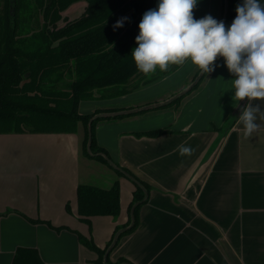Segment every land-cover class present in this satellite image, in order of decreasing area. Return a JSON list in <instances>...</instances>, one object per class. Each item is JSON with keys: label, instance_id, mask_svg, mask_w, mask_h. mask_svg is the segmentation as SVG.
<instances>
[{"label": "crops", "instance_id": "crops-1", "mask_svg": "<svg viewBox=\"0 0 264 264\" xmlns=\"http://www.w3.org/2000/svg\"><path fill=\"white\" fill-rule=\"evenodd\" d=\"M222 5L223 0H198L194 18L211 15L222 21ZM84 7L76 3L68 11ZM195 70L186 62L126 95L82 101L79 113L164 103ZM234 78L218 58L215 70L178 109L99 122L97 143L115 167L82 155L81 126L76 133H0V264H12L19 248L36 250L44 264H95L97 253L79 235L104 250L116 228L131 218L136 185L116 174L118 166L150 191L138 227L110 251L111 264H124L121 259L125 264H264V119L258 115L259 132L245 137L238 118L248 101H233L228 89ZM253 103L264 109V101ZM157 129L169 132L156 138L136 135ZM181 144L194 152L182 156ZM116 181L119 216L84 222L78 186L107 189Z\"/></svg>", "mask_w": 264, "mask_h": 264}, {"label": "trees", "instance_id": "trees-1", "mask_svg": "<svg viewBox=\"0 0 264 264\" xmlns=\"http://www.w3.org/2000/svg\"><path fill=\"white\" fill-rule=\"evenodd\" d=\"M24 1L3 0L0 7V133H76L81 126L84 131L82 155L108 165L109 154L96 139L99 122L173 107L178 109L182 100L196 91L208 75L205 74L186 95L161 107L112 118L96 116L123 109H97L92 114H80L82 101L126 95L173 73L180 66L173 65L167 72L157 68L155 73L145 75L137 70L131 56L138 46L135 41L139 35L138 25L143 14L154 9V0H36L44 24L30 35H25L20 24ZM80 2L85 7L79 17L69 19L64 16L72 5ZM236 4L237 0H223L222 18L226 12V27L235 18ZM121 19L123 26L114 28ZM199 73L198 70L196 76ZM66 76L70 81L60 86ZM168 132V129H157L136 135L156 138ZM115 171L118 176L131 178L136 185L131 218L127 224L116 228L112 241L104 250L92 239L79 235L82 244L97 253L95 264H111L109 255L105 258L108 248L116 234L128 228L132 221L133 226L119 235L117 243L138 227L139 211L150 191V186L129 170L118 166ZM77 201L78 215L86 223L94 216L117 218L120 184L116 181L107 189L80 184ZM126 262L124 259L119 261ZM12 264L44 263L36 250L19 248Z\"/></svg>", "mask_w": 264, "mask_h": 264}, {"label": "clouds", "instance_id": "clouds-1", "mask_svg": "<svg viewBox=\"0 0 264 264\" xmlns=\"http://www.w3.org/2000/svg\"><path fill=\"white\" fill-rule=\"evenodd\" d=\"M198 0H159L155 9L143 14L138 25V45L131 56L136 68L148 75L167 72L173 65L190 62L201 75L215 70L218 58H223L229 73L235 77L228 90L234 92V102L247 99L239 120L245 137L260 130L258 115L264 119V109L255 101H264V4L260 0H242L236 7V17L230 26L211 15L194 18ZM118 20L114 28L123 26ZM183 155L194 149L178 146Z\"/></svg>", "mask_w": 264, "mask_h": 264}, {"label": "rangeland", "instance_id": "rangeland-1", "mask_svg": "<svg viewBox=\"0 0 264 264\" xmlns=\"http://www.w3.org/2000/svg\"><path fill=\"white\" fill-rule=\"evenodd\" d=\"M24 2H25V9H23L22 12H21L20 24H21V26L23 28V31L26 32L25 35H30V34L36 32V31H38V30H40L42 28V26L44 24V19H43L42 10L39 9L36 0H25ZM3 4H4L3 0H0V7H2ZM77 4H83V3H77ZM83 11L84 10H82L81 12H76L75 10L74 11H68L67 10L64 13V16H68L69 19H74L76 17H79L82 14ZM198 70H195L194 73L190 76V78H185L184 80L181 78L180 84H179L180 85L179 88L177 89L176 88L177 86L175 85L176 87L174 89L176 91L173 92L171 97L174 94H175L174 95V97H175L177 94L180 93L179 91L186 90L187 88H189L191 86V84H193V82L195 81L196 77L198 76V75L196 76V72ZM68 77L69 76H66L65 80L63 81V83L60 84V86H63L62 84H66L67 82L70 81V79ZM174 80H178V79L174 78ZM200 87L198 89H200ZM168 98L166 97L164 100H166ZM96 100L100 101V100H104V99H96ZM94 163L99 165L98 161H95Z\"/></svg>", "mask_w": 264, "mask_h": 264}, {"label": "water", "instance_id": "water-1", "mask_svg": "<svg viewBox=\"0 0 264 264\" xmlns=\"http://www.w3.org/2000/svg\"><path fill=\"white\" fill-rule=\"evenodd\" d=\"M227 11V10H226ZM222 21L226 24V12L222 18ZM205 75V74H204ZM204 75H201V73L198 74V76L196 77L195 81L193 82V84H191V86L189 88H187L186 90H183L182 92H180L179 94H177L175 97L171 98L170 100L164 102V103H159V104H152V105H148L146 107H143V108H139V109H133V110H127V111H119V112H112V113H102V114H99L97 115L96 117H101V118H112V117H116V116H119V115H126V114H133V113H137V112H140V111H143V110H150V109H153V108H157V107H161V106H164V105H167V104H170L172 103L173 101H175L176 99H178L179 97H182L184 95H186L188 92H190L194 86H196L200 80L203 78ZM90 147H91V140H89V144H88V151L90 152ZM106 160L109 162V164L112 166V167H115L113 163H111V161L106 158ZM134 224V221H132L131 225L126 228V229H122L120 230L115 238H114V241L112 243V245L108 248L106 254H105V258L108 257L110 251L113 249V247L116 245L117 243V240H118V237L119 235H121L123 232H125L127 229H130Z\"/></svg>", "mask_w": 264, "mask_h": 264}]
</instances>
